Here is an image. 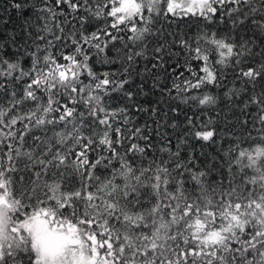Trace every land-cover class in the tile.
<instances>
[{
	"label": "snow or ice",
	"instance_id": "obj_1",
	"mask_svg": "<svg viewBox=\"0 0 264 264\" xmlns=\"http://www.w3.org/2000/svg\"><path fill=\"white\" fill-rule=\"evenodd\" d=\"M3 9H32L36 22L0 30V264H264V0H4ZM185 17L204 27L169 30ZM228 69L224 95L245 134L214 154L185 160L171 138L153 144L148 125L135 126L133 113L177 112L170 101L217 105L204 89ZM150 92L161 99L144 107L137 97ZM114 95L127 103L114 106ZM188 125L217 143L214 128Z\"/></svg>",
	"mask_w": 264,
	"mask_h": 264
},
{
	"label": "trees",
	"instance_id": "obj_2",
	"mask_svg": "<svg viewBox=\"0 0 264 264\" xmlns=\"http://www.w3.org/2000/svg\"><path fill=\"white\" fill-rule=\"evenodd\" d=\"M4 0H0V20H8V24L6 27L0 25V30H2L5 34L8 31H16L18 34L21 33V26L24 22L25 17H31L32 21L35 23V14L32 9H26L22 16H18L14 11L13 12H4L3 9ZM65 14L68 13V9L64 6ZM165 27H168V24H165ZM204 27V22L201 20H197L196 18H177L171 22V31H179V32H187L190 35H194L198 33ZM221 29H224L223 25H220ZM91 30V27H90ZM184 57H180L181 63L183 62ZM107 66L102 64H97V71L106 70ZM178 71H183V69H179ZM238 71V69H237ZM185 78H187L188 73H184ZM227 79L222 82L220 87H212L208 86L204 89L205 92L219 97L218 104L215 106H196L194 104H183L180 103L179 100L170 101L173 107L178 106V111L173 113L171 111H167L168 105L165 104L164 110L167 111V116L164 117V112H161L160 116L153 117L151 113H133L135 126L140 127L145 124L148 125L147 134H150L152 137L153 144H158L160 139L164 137L171 138L172 143V151L175 152L177 147L180 149V155L183 159H187L189 155H193L198 158V160H203L205 156L212 155L216 151L219 143L222 140H225L226 137L231 136L233 132L238 135L243 136L245 134V130L240 127L238 122L239 111L240 109L236 106V102L233 100H229L224 93L233 86L234 73L231 69L226 71ZM137 84L140 83L139 80L136 81ZM236 87H239V84H236ZM149 86L145 88V91H149ZM161 98L158 95H153L151 92L147 97L138 96L137 100L140 101L144 107H150L151 105H155L157 100ZM112 104L114 106H123V104L127 103L126 101H122L120 97L113 96ZM188 118H191L193 125L196 126V130H200L202 126L207 125L208 128H214L216 131V144H212L210 142L198 141L191 135H188L189 125ZM239 119H243V117H239ZM155 121H158L160 127L157 128ZM175 122L177 125L173 128L171 125ZM167 124V127L164 125ZM157 132L163 133L164 136H157ZM187 136V142L182 143V139ZM227 141L225 140V143ZM201 153L204 155L202 156Z\"/></svg>",
	"mask_w": 264,
	"mask_h": 264
}]
</instances>
